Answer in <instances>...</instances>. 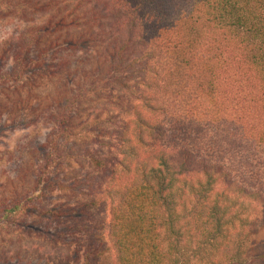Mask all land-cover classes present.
<instances>
[{
  "label": "trees",
  "instance_id": "trees-1",
  "mask_svg": "<svg viewBox=\"0 0 264 264\" xmlns=\"http://www.w3.org/2000/svg\"><path fill=\"white\" fill-rule=\"evenodd\" d=\"M29 15L49 17L0 50V92L59 91L39 158L11 165L29 182L0 194V234L64 246L57 264H264L243 216L264 217V0H0ZM99 46L75 83L70 59Z\"/></svg>",
  "mask_w": 264,
  "mask_h": 264
},
{
  "label": "rangeland",
  "instance_id": "rangeland-1",
  "mask_svg": "<svg viewBox=\"0 0 264 264\" xmlns=\"http://www.w3.org/2000/svg\"><path fill=\"white\" fill-rule=\"evenodd\" d=\"M48 17V15H29L26 21L10 16L0 17V50H8L7 44L8 46L11 43L15 44V39L23 31L44 24ZM104 52L105 49L99 46L89 54H76L73 59H70V67H73L75 71V83L77 79L79 83L88 79L85 74L93 67L92 59H96L99 55L102 57ZM67 53L62 51L55 54L54 63L65 59ZM96 54L98 56L94 58ZM9 67L11 63L7 62L3 70ZM4 90L0 92V111L8 112V115L12 114L15 120L11 127L0 131V194H5L12 185L18 187L17 183L27 184L29 182L25 175H20V180L15 179L17 174L15 166L25 165L26 162L32 159L36 161L39 158L36 154L37 148L43 143L45 134L48 132L44 119L53 109L52 99L59 91L52 81L36 83L35 86L20 81L16 89L10 88L8 92ZM114 110L115 108L111 105L91 103L89 111L91 117L97 114L102 117L111 115ZM6 120L9 118L6 117ZM26 124L28 128H24ZM11 165L15 166L11 167ZM7 181L10 182L7 183ZM9 184H12L10 188ZM243 216L250 219L246 223L247 228L252 226L255 232L259 230V235L264 234L262 229L260 230L261 222L264 220L261 213L250 207L247 215L243 214ZM67 253L68 250L64 246L53 247L39 240H19L10 231L3 235L0 234V260L3 259L7 263L11 261L57 264L66 257Z\"/></svg>",
  "mask_w": 264,
  "mask_h": 264
}]
</instances>
